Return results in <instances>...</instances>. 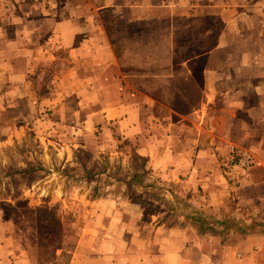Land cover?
<instances>
[{
  "label": "crops",
  "instance_id": "obj_1",
  "mask_svg": "<svg viewBox=\"0 0 264 264\" xmlns=\"http://www.w3.org/2000/svg\"><path fill=\"white\" fill-rule=\"evenodd\" d=\"M50 5L0 0L1 87L27 98L40 85L38 99L74 109L81 132L119 135L164 180L213 192V205L235 189L246 210L222 239L158 224L149 234L120 209L115 224L85 230L78 249L91 255L70 264H264V0ZM181 48L192 54L179 60ZM230 144L253 162L235 186L219 150ZM0 264H31L2 233Z\"/></svg>",
  "mask_w": 264,
  "mask_h": 264
},
{
  "label": "rangeland",
  "instance_id": "obj_2",
  "mask_svg": "<svg viewBox=\"0 0 264 264\" xmlns=\"http://www.w3.org/2000/svg\"><path fill=\"white\" fill-rule=\"evenodd\" d=\"M30 1L49 9L56 0ZM202 48L197 44V51ZM178 52L179 60L192 54L184 48ZM40 88L26 98L24 91L0 85V234L13 237L31 264H70L77 254L89 258L90 250L78 249L85 230L115 224L120 209L131 216L124 225L149 234L158 224L225 239L224 231L240 227L246 210L237 211L235 189L228 205L229 197L217 208L213 192L164 180L119 135L108 140L100 129L81 132L74 109L48 108V102L38 99ZM232 147L219 150L223 171L235 186L239 177L251 174L253 162L233 159Z\"/></svg>",
  "mask_w": 264,
  "mask_h": 264
},
{
  "label": "built area",
  "instance_id": "obj_3",
  "mask_svg": "<svg viewBox=\"0 0 264 264\" xmlns=\"http://www.w3.org/2000/svg\"><path fill=\"white\" fill-rule=\"evenodd\" d=\"M230 154L233 159H238L239 162H242L244 165H252V157L246 152H242L237 150L235 147H232ZM245 159H247L248 162H245Z\"/></svg>",
  "mask_w": 264,
  "mask_h": 264
}]
</instances>
